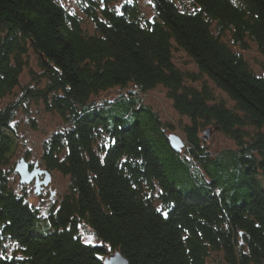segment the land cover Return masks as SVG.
<instances>
[{"label":"trees","instance_id":"16d2710c","mask_svg":"<svg viewBox=\"0 0 264 264\" xmlns=\"http://www.w3.org/2000/svg\"><path fill=\"white\" fill-rule=\"evenodd\" d=\"M151 2L150 17L137 0H80V14L59 0H0V103L15 98L0 109V264H104L113 251L129 264H264V61L256 74L241 54L255 46L264 60V0ZM177 52L197 71L179 68ZM158 87L188 119L181 154L173 127L138 102ZM31 103L64 123L43 144V165L68 178L46 236L10 178L12 124ZM209 127L236 148L211 153Z\"/></svg>","mask_w":264,"mask_h":264},{"label":"rangeland","instance_id":"374dc122","mask_svg":"<svg viewBox=\"0 0 264 264\" xmlns=\"http://www.w3.org/2000/svg\"><path fill=\"white\" fill-rule=\"evenodd\" d=\"M101 2V6L108 4L109 8L114 7L115 9H120L121 6L125 2H132V0H95ZM142 12L146 14V16H152V2L151 0H137ZM179 1V0H175ZM59 2L67 8L72 14H80V0H59ZM89 27L92 30L91 26ZM238 53H240L238 51ZM241 54L247 60L249 65L253 68L256 74H260L263 59L260 53L257 52L255 46H252L249 51H243ZM174 56L176 57V63L179 68L182 70H188L195 72L197 71V67L190 61L188 56L184 53H175ZM30 63L31 69L36 71L37 73L40 72L39 67V60L38 56L31 52L30 54ZM31 81V76L28 74V71L23 72V76L21 78V86L27 85ZM215 90L216 96L225 100L229 105L232 102L223 94L220 90L213 87ZM121 91L118 88L111 90L109 92H104V94L98 98L97 102H101L104 99L108 101H113L116 96L119 95ZM17 93L20 94V91L17 90ZM15 98H8L0 103V109L4 108L8 103L12 102ZM138 102L143 104L148 109H152L156 112L162 124L170 125L173 127L167 128L166 135H177L182 138L185 149L181 152L183 153L188 146V141L186 136L183 133V127L188 122L187 117H182L174 108L173 103H171L170 99L167 96V91L163 87H158L154 90H151L150 93L141 95ZM27 112L25 110H21L17 113L15 118V122L12 124V127L16 129L20 138L18 139V148L15 152V157L13 158L12 163H14V167L17 162L24 159L28 162L31 169L34 168V165L39 164L41 169L47 170L45 165L42 163V152H43V144L50 139V137L60 130L63 126V121L60 117L46 113L42 104H34L28 108ZM115 116H122L124 115V111L119 109L118 105L112 111ZM206 131V130H205ZM204 133L200 135L203 137L204 140ZM205 143L210 147V151L213 154L221 152L223 149H233L236 148L233 140L228 139L224 134L215 131L213 129L211 136L208 141ZM179 153V154H181ZM30 155L29 159L27 156ZM16 168V167H15ZM15 171V170H14ZM51 172V171H50ZM52 182L48 186H42V192L38 195L35 193V181L23 185L20 183V178L18 173L15 171L14 174L10 177L11 178V186L12 189L15 190L18 194L25 196L26 201H29L39 212H40V219L35 221L31 231L36 235H49L53 232L54 226L49 221V212L51 207L54 205L59 207L62 202V196L68 189V178L65 176H61L56 172H51ZM41 180H44V175H41ZM261 186L264 188V174H258L256 177ZM82 241L87 244L99 245V242L94 238V236L87 232L80 231ZM12 248V247H11ZM1 252V251H0ZM114 252V251H113ZM110 255V254H109Z\"/></svg>","mask_w":264,"mask_h":264},{"label":"water","instance_id":"95a60500","mask_svg":"<svg viewBox=\"0 0 264 264\" xmlns=\"http://www.w3.org/2000/svg\"><path fill=\"white\" fill-rule=\"evenodd\" d=\"M218 130L217 128L214 129ZM213 131L212 127H209L204 131V141H208L211 133ZM168 142L173 151L181 153L185 148L184 142L181 137L177 135H168ZM15 171L18 173L20 183L23 185L30 184L35 181V193L40 194L42 192V186H48L52 182L51 172L48 170L41 169L39 164L34 165L31 169L28 162L22 159L15 165ZM41 175H44V180H41ZM104 264H129L128 259L121 254L119 251L111 252V254L104 260Z\"/></svg>","mask_w":264,"mask_h":264},{"label":"snow or ice","instance_id":"6c2138e0","mask_svg":"<svg viewBox=\"0 0 264 264\" xmlns=\"http://www.w3.org/2000/svg\"><path fill=\"white\" fill-rule=\"evenodd\" d=\"M158 211H160V209H158ZM164 215L167 216V213L165 212ZM87 242L90 243L91 241L89 240V241H87Z\"/></svg>","mask_w":264,"mask_h":264}]
</instances>
